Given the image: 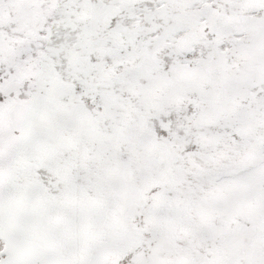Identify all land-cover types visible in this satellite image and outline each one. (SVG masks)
Masks as SVG:
<instances>
[{
  "label": "snow or ice",
  "instance_id": "6c2138e0",
  "mask_svg": "<svg viewBox=\"0 0 264 264\" xmlns=\"http://www.w3.org/2000/svg\"><path fill=\"white\" fill-rule=\"evenodd\" d=\"M0 264H264V0H0Z\"/></svg>",
  "mask_w": 264,
  "mask_h": 264
}]
</instances>
